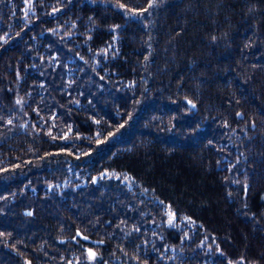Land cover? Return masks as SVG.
I'll list each match as a JSON object with an SVG mask.
<instances>
[{"label": "trees", "instance_id": "trees-1", "mask_svg": "<svg viewBox=\"0 0 264 264\" xmlns=\"http://www.w3.org/2000/svg\"><path fill=\"white\" fill-rule=\"evenodd\" d=\"M0 264H264V0H0Z\"/></svg>", "mask_w": 264, "mask_h": 264}]
</instances>
